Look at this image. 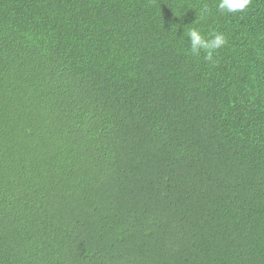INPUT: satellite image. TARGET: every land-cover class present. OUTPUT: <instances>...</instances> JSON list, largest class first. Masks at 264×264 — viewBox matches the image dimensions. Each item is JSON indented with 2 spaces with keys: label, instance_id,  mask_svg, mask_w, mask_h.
Here are the masks:
<instances>
[{
  "label": "trees",
  "instance_id": "16d2710c",
  "mask_svg": "<svg viewBox=\"0 0 264 264\" xmlns=\"http://www.w3.org/2000/svg\"><path fill=\"white\" fill-rule=\"evenodd\" d=\"M0 264H264V0H0Z\"/></svg>",
  "mask_w": 264,
  "mask_h": 264
}]
</instances>
